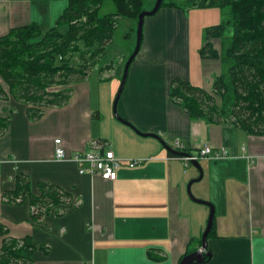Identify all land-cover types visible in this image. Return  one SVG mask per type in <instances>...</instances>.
I'll return each instance as SVG.
<instances>
[{
	"label": "crops",
	"instance_id": "obj_1",
	"mask_svg": "<svg viewBox=\"0 0 264 264\" xmlns=\"http://www.w3.org/2000/svg\"><path fill=\"white\" fill-rule=\"evenodd\" d=\"M67 1L0 0V35L29 23L41 30L54 26ZM208 9L162 6L144 17L114 111L119 83L108 63L70 84L66 104L45 107L37 119H29L26 105L9 94L0 98V116L8 118L0 134V224L10 237H30L35 264H177L195 250L202 224L192 220L196 208L185 186L198 171L167 155L161 143L171 147L174 140L189 153L204 144L225 151L220 159L197 160L198 181L205 180L195 188L197 198L213 206V233L206 237L210 255L201 264H264V135L191 119L168 97L172 78L208 89L210 81L203 80L219 69L218 60L200 58L204 32L200 37L191 25L194 17L206 26L199 14ZM0 85L7 93L1 77ZM55 138L63 159L54 156ZM94 143L122 160L140 161L120 165L113 180L78 173L70 156ZM20 173L28 176L32 194L39 192L37 182H48L70 200L31 220L27 201L2 199Z\"/></svg>",
	"mask_w": 264,
	"mask_h": 264
},
{
	"label": "trees",
	"instance_id": "obj_2",
	"mask_svg": "<svg viewBox=\"0 0 264 264\" xmlns=\"http://www.w3.org/2000/svg\"><path fill=\"white\" fill-rule=\"evenodd\" d=\"M101 2L68 0L54 26L41 30L29 23L0 35V77L7 86L6 93L0 85V98L9 94L25 104L31 120L39 118L45 107L66 104L69 85L98 64L117 19L123 16L136 21L143 10V0H112L114 11L98 15ZM162 6L182 10L216 7L220 11V21L204 29V43L198 51L200 58L219 62L210 87L204 89L174 77L168 86L169 99L191 119L264 135V0H162ZM61 25L65 30L59 29ZM7 123L8 118L0 116V134ZM37 188L38 194H32L28 176L20 173L2 199L8 203L27 201L30 219L38 221L51 207L67 204L71 197L48 182H37ZM212 233L213 218L207 237ZM0 236V264H35L29 236L10 237L1 224Z\"/></svg>",
	"mask_w": 264,
	"mask_h": 264
},
{
	"label": "rangeland",
	"instance_id": "obj_3",
	"mask_svg": "<svg viewBox=\"0 0 264 264\" xmlns=\"http://www.w3.org/2000/svg\"><path fill=\"white\" fill-rule=\"evenodd\" d=\"M153 3H154V0H143V5H142L143 10H149L152 7ZM208 8H211V9H208L207 11H203V13H200L199 15L204 16L205 22L207 24L206 26L217 24L220 21L219 9L216 7H208ZM114 9L115 7H114L113 2L106 0L103 2V4L98 9V15L109 13V11L113 12ZM202 22H203V19L199 20V19L192 17V23H191L192 29L199 30L200 35H201L200 37H202L204 28L206 27V26L200 27ZM210 23H214V24H210ZM65 28H66L65 25L59 26V29L61 31L65 30ZM135 30H136V21L134 19L123 17V16L119 17L116 21V25L113 30L111 40L105 46L104 52L98 60V64L100 65H103L106 63L112 65L113 67L112 71L113 70L115 71V79L118 80V83H119V80L122 74L124 62L126 61V59L128 58V56L130 55V53L132 52L134 48L135 39H136ZM215 45H218V44L216 43ZM218 70L207 75V77L203 80L202 84H206L207 82L210 81L209 85H211V81L213 77L218 73ZM188 168H193L190 163L188 164ZM197 175L198 174H196V176ZM198 184L199 186H203L205 184V180L202 182L196 181L190 185V192L194 198H197V191L195 190V188L196 186H198ZM197 199H200V198H197ZM191 202L192 204H194L193 206H195L196 208V209L191 210L192 220L194 221V223H197L199 221L202 224V230H203L205 220L207 217V213H208V207L206 205L195 203L193 201ZM196 235H197L196 236L197 238L194 239L193 243L199 244L200 234H196Z\"/></svg>",
	"mask_w": 264,
	"mask_h": 264
},
{
	"label": "built area",
	"instance_id": "obj_4",
	"mask_svg": "<svg viewBox=\"0 0 264 264\" xmlns=\"http://www.w3.org/2000/svg\"><path fill=\"white\" fill-rule=\"evenodd\" d=\"M53 144L55 158L63 159L65 153L60 147V139L55 138ZM171 148L186 153L179 156V159L182 160L183 166H186L191 160H199L203 158L220 159L225 156V151L222 148L214 151L208 144L202 145L196 153L187 152L184 144L178 140L172 142ZM70 160L76 165L78 173H96L104 180H113L116 175V170L120 165L125 164L128 167H132L140 161V159L122 160L115 157L110 149L102 150L100 145L95 143L92 144V147L88 150L74 152L70 156Z\"/></svg>",
	"mask_w": 264,
	"mask_h": 264
},
{
	"label": "water",
	"instance_id": "obj_5",
	"mask_svg": "<svg viewBox=\"0 0 264 264\" xmlns=\"http://www.w3.org/2000/svg\"><path fill=\"white\" fill-rule=\"evenodd\" d=\"M161 1L162 0H154V3H153L152 7L149 10H141L138 13V15H137V18H136V30H135V33H136L135 44H134V48H133L132 52L130 53V55L128 56V58L126 59V61L124 62V65H123L122 74H121V77H120V80H119V84H118V87H117V90H116V93L114 95L113 102H112L113 111H114V107H115L116 101H117V99L119 97V94L121 92L122 86H123L125 78H126L128 65L130 64V62L134 58V56L137 53L138 48H139L143 19H144L145 16L152 15L153 13H155L156 10L159 8ZM117 119L119 121L125 123V121L119 119L118 117H117ZM138 134L148 135V136H152V137L157 138V136L154 135V134H142V133H138ZM161 144L163 145V147L166 149L167 152H169V153H171L173 155L180 156V155L186 154V153H181V152H178V151L172 149L171 147H169L168 145L164 144L163 142ZM189 163L193 167H195L197 169L198 175H197L196 178L190 179L186 183V186H185L186 194H187L188 198L190 200H192L193 202L206 205L208 207V213H207V217H206V220H205L204 228H203V230H202V232L200 234L199 246L195 250H193V251H191L189 253H186L183 256H181V258L179 259L177 264H201V263H203L205 261V259H208L209 255H210L209 251L206 250V237H207V234H208V232H209V230L211 228V223H212V218H213V206H212V204L210 202L202 200V199L194 198L193 195L191 194L190 185L193 182H196V181H198L201 178L202 170H201V167L198 164L197 160H191Z\"/></svg>",
	"mask_w": 264,
	"mask_h": 264
}]
</instances>
